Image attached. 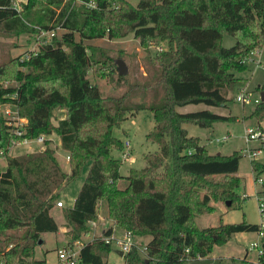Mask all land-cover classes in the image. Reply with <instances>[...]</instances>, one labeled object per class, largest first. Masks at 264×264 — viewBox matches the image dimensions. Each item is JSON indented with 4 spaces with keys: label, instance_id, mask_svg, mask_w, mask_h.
Instances as JSON below:
<instances>
[{
    "label": "trees",
    "instance_id": "16d2710c",
    "mask_svg": "<svg viewBox=\"0 0 264 264\" xmlns=\"http://www.w3.org/2000/svg\"><path fill=\"white\" fill-rule=\"evenodd\" d=\"M90 1L95 7L86 4ZM20 6L14 0H0V29L37 32L29 27L32 24L40 31L61 28L65 32L49 42L41 41L36 52L19 62L27 70L17 67L16 87L0 86V104L10 101L26 120L20 127L23 133L17 135L0 111V159L6 161L5 168H0L2 264H46L45 258L35 257L40 234L57 230L50 210L56 206L58 191L85 162L89 168L84 181L73 205L64 210L68 244L90 232L100 201L106 202L112 223L105 235L114 227L148 238L145 255L133 246L123 254L124 264H187L208 256L235 233L259 230V224L245 220L196 226V214L212 211L207 190L214 199L237 196L233 188L241 181L236 175L241 155L210 153L183 126L210 128L235 117L209 109L180 112L177 108L190 104L227 107L229 93L240 91L246 78L237 73L249 70L250 55L264 46V0H140L137 6L127 0H26ZM129 33L141 42L151 38L167 42L168 48L157 58L154 81V87L163 92L161 99L156 94L149 103L136 104L129 102L128 94L105 97L87 76L94 59L83 40L105 35L122 38ZM224 33L234 38V46L222 45ZM56 109L65 111L57 124L53 122ZM141 109L152 114L154 125L146 140L158 150L144 154V167L130 168L122 176L121 161L112 151L124 143L113 128L128 112L133 115ZM251 115L264 118V100L255 104ZM52 133L68 153L69 172L45 137L41 150L9 154L25 137ZM251 163L255 179H261L264 163ZM121 179L127 181L123 188L118 185ZM201 189L205 192L200 197ZM261 244L258 264L264 263V229ZM114 250L100 236L94 237L83 243L77 264H115L108 258Z\"/></svg>",
    "mask_w": 264,
    "mask_h": 264
},
{
    "label": "rangeland",
    "instance_id": "374dc122",
    "mask_svg": "<svg viewBox=\"0 0 264 264\" xmlns=\"http://www.w3.org/2000/svg\"><path fill=\"white\" fill-rule=\"evenodd\" d=\"M25 1L14 0V3L18 9H21L20 3ZM127 1L133 6H137L140 0ZM29 27L37 29V32H6L0 29V86L2 87H16L19 82L15 80V71L18 68L23 72L27 70V67L20 66L19 62L28 58L30 53L36 52L41 41L49 42L53 37L59 38L65 32L61 28L45 32L40 31V28L36 25L29 24ZM75 38H79L77 34H75ZM83 43L94 59L87 76L90 82L99 88L103 96L117 98L128 94L129 102L136 104L143 101L149 103L156 98V94L159 99L162 98L163 92L158 87H154V81L158 74L157 58L168 48L165 40L151 38L141 42L132 33H129L122 38L110 39L105 35L100 39L83 40ZM234 44V38L224 33L222 45L232 47ZM260 48L261 46L258 49ZM250 56L252 60L248 61L249 70L237 73V76L246 78V81L240 91L236 92L237 90H234L229 93L228 96L231 101L227 103V107L215 108L205 104H190L177 108L180 112L209 109L216 113L235 117L234 121L216 122L210 128H203L194 124H185L183 126L187 130L188 135L199 137L200 142L205 144L210 153L230 155L237 152L241 155L236 173L241 181L240 185L233 188V192L237 196H234L233 199L231 197L214 199L210 190H207V193L211 196L209 205L212 207V211L196 214L195 222L198 228L239 223L243 220L253 224H260L264 220L258 207V197H261L262 193H264V175H260L261 181L256 180L251 163L252 160L264 163V150L254 159L249 158L246 152H243L246 148L255 147L258 144L256 141L245 142V129L258 125L264 127V118L252 117L251 112L255 107L253 101L241 103L234 100V96L243 91H246L252 100L259 96L261 92L264 93L262 89L264 87V46L259 52H254ZM118 59L124 61L127 67L125 75L118 74L116 64ZM119 76L125 77L124 79H119ZM148 85V89L143 90ZM7 109L13 110L10 101L0 104V111ZM54 114L53 122L57 124V120L65 116V111L56 109ZM25 121V118H19V127H22ZM153 125L154 120L151 112L141 109L135 111L133 115L128 112L127 118L118 127L113 128V134L122 143H129L128 147L123 145L121 149L112 151V155L121 161L119 172L122 176L128 174L130 168L144 167L146 165L144 154L158 150L155 143L146 140V134ZM223 136H227V139L222 140ZM44 137L51 140L50 145L56 149V157L60 165L65 171L69 172L68 153L61 147L58 135L52 133ZM218 138L220 139L219 143L215 142V139ZM42 147L43 144L37 145L34 142L28 144L17 142L10 148L9 154L17 156L41 150ZM170 160L171 158L169 157L167 161L170 162ZM5 165V159H0V168L4 169ZM88 168L89 163L85 162L77 176L58 191L59 195L56 200H61L64 206H53L50 210L51 216L56 221L57 230L40 234V243L36 247L35 253L36 258H45L46 264H57V250L69 241L68 227L63 217L64 210L73 205ZM216 180L225 181L222 177H217ZM126 184L127 181L121 179L118 185L123 188ZM204 192L205 190L201 189L199 196L201 197ZM227 200L231 202L230 205H226L225 202ZM98 214L100 220L98 221L99 217H97L94 224L90 225V232L81 238L82 243L101 236L111 225L110 220L107 218L105 201L99 202ZM112 229L121 231L114 227ZM147 239L145 236L135 237L134 247L141 255H145ZM256 241L260 242L256 232L235 233L225 244L214 246L208 256L191 259L187 264H258L257 250H248L249 245ZM113 255L114 252H111V256L114 258L112 261L115 264H124L122 258ZM0 264H2L1 261Z\"/></svg>",
    "mask_w": 264,
    "mask_h": 264
},
{
    "label": "built area",
    "instance_id": "2783aa9c",
    "mask_svg": "<svg viewBox=\"0 0 264 264\" xmlns=\"http://www.w3.org/2000/svg\"><path fill=\"white\" fill-rule=\"evenodd\" d=\"M86 4L91 7H95L96 5L92 1L87 2ZM249 60H252L251 56ZM235 100L241 103H245V102L250 103L253 101L254 104H258L261 101L260 95L252 100V98H250L249 94L246 91L237 94L235 96ZM12 107L13 110L7 109L1 112L4 117L9 119V123H12L15 126V133L17 135H21L23 131L18 124V119L21 117L18 115L16 106L13 105ZM226 139L227 136H223L222 140H226ZM44 140H45L44 136L40 135L35 138L25 137L22 139L21 143L28 144L34 142L35 144L38 145V144H43ZM244 140L246 143H249L250 141H256L258 143L255 147H248L245 149V151H243L246 152L249 158L254 159L261 151L264 150V127L258 125V126L246 128L244 131ZM215 142L219 143L220 139L219 138L215 139ZM124 145L125 147H128L129 143L125 142ZM258 180L261 181L260 179ZM56 206L62 207L64 206V204L61 200H58L56 202ZM258 207L264 219V193H262L261 197H258ZM93 224L94 221L90 222V225ZM263 229H264V220L259 224V230L256 232L258 234V237L260 238V242L259 241L253 242L248 247L249 251L257 250L258 256L262 255L263 253L262 244H261ZM100 237L105 243L111 244L116 249L120 250L123 254L129 252L131 248L135 246V236L128 231H124V230L115 231L114 229H112V232L109 235L102 234ZM82 246L83 243L80 240H75L71 244L66 243L64 246L59 248L57 250V257H58L57 264H77Z\"/></svg>",
    "mask_w": 264,
    "mask_h": 264
},
{
    "label": "water",
    "instance_id": "95a60500",
    "mask_svg": "<svg viewBox=\"0 0 264 264\" xmlns=\"http://www.w3.org/2000/svg\"><path fill=\"white\" fill-rule=\"evenodd\" d=\"M116 64H117L118 74L119 75H125L127 73V67H126L124 61H122L121 59H118L116 61ZM260 99L262 101L264 100V93L263 92L260 93ZM225 203H226V205H230L231 204V202L229 200H227ZM119 254L122 255L123 253L121 251H119Z\"/></svg>",
    "mask_w": 264,
    "mask_h": 264
},
{
    "label": "crops",
    "instance_id": "0c3cea01",
    "mask_svg": "<svg viewBox=\"0 0 264 264\" xmlns=\"http://www.w3.org/2000/svg\"><path fill=\"white\" fill-rule=\"evenodd\" d=\"M20 1H24V0H20ZM186 106H187V105H186ZM98 217H99V219H98V221H99V220H100V216H99V214H98ZM108 220H109V219H108ZM98 221H97V222H98ZM110 224H112L111 221H110ZM110 226H111V225H110ZM110 226H109V227H110ZM109 227H108V228H109ZM101 233H102V231H101ZM147 240H148V239H147ZM146 242H147V241H146ZM119 251H120V250H118V249L115 248V250L113 251V252H114V255H113V256L116 255V256L122 258V257H123V254L120 255V254H119ZM108 258H109V260H111V261L114 259V258L111 256V254H109V257H108Z\"/></svg>",
    "mask_w": 264,
    "mask_h": 264
}]
</instances>
